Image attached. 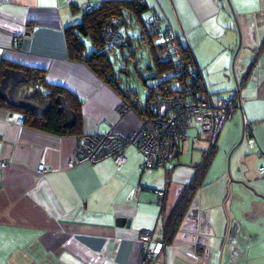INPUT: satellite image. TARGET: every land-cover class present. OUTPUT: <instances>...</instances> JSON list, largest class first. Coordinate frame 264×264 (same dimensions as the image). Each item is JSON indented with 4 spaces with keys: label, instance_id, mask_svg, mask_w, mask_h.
I'll use <instances>...</instances> for the list:
<instances>
[{
    "label": "crops",
    "instance_id": "0c3cea01",
    "mask_svg": "<svg viewBox=\"0 0 264 264\" xmlns=\"http://www.w3.org/2000/svg\"><path fill=\"white\" fill-rule=\"evenodd\" d=\"M99 1L0 0V70L4 62L41 70L76 93L83 134H129L146 103L137 94L131 107L130 97L68 55L65 27ZM146 2L148 17L161 14L192 47L211 98L239 88L242 108L225 122L201 176L196 166L210 147L204 130L192 138L187 131L167 168H145L134 145L121 166L106 158L70 167L79 136L18 124L19 114L0 105V264H142L143 233L165 242L187 194L172 241L150 264H264V0Z\"/></svg>",
    "mask_w": 264,
    "mask_h": 264
},
{
    "label": "trees",
    "instance_id": "16d2710c",
    "mask_svg": "<svg viewBox=\"0 0 264 264\" xmlns=\"http://www.w3.org/2000/svg\"><path fill=\"white\" fill-rule=\"evenodd\" d=\"M91 8L84 9L81 19L64 29L65 40L67 44L68 55L71 59L84 61L92 71L118 91L124 98L130 97L127 101L131 107L138 108L137 93L127 87L122 86V80L117 75L112 59L110 57L116 50L122 54L130 51V57L135 59L136 49L142 44L148 45L149 56L153 60V66H146L150 69L151 75L144 83L149 86V95L146 105L140 114L151 116L154 114L151 107L155 93L154 86L159 89L175 92L181 90V84L186 85V90L192 92V96L209 94L203 81L200 68L195 58L192 47L189 43L180 41L178 36L180 57H177L169 40V33L172 28L167 26L165 18L157 12H153L149 17L145 13L149 10L146 0H101L95 4H90ZM151 16L160 18L161 22L157 26L154 22L149 21ZM138 27L141 41L137 40L129 30ZM110 29L108 32L107 30ZM121 34L123 41L119 39H110L114 32ZM89 38L93 44V50L89 51L85 42ZM164 54V56H163ZM125 59V58H124ZM181 61L183 64H181ZM180 65H184L183 68ZM6 67L20 69L26 72L28 83L20 84L15 92L13 99H1L0 105L18 113L24 117V124L33 128L46 131L56 135H77L83 134V101L74 92L57 84L50 83L46 80L41 70L33 68H24L18 64L4 62L0 70V83L3 77V70ZM195 69L194 75L193 70ZM166 73L164 81H160L162 75ZM42 79L43 86L41 89L29 90V84ZM149 81V82H148ZM28 86L27 94H21L19 91L22 85ZM34 95L30 96V95ZM59 95L66 97L70 107L76 113V123L74 126H65L63 112L59 110L56 99ZM29 98L37 104L36 107L20 103L21 99ZM248 124V125H247ZM244 135L252 134L251 123H246ZM246 131V133H245ZM216 144L210 145L205 151L203 159L197 167V175H203L210 164ZM191 192V191H190ZM189 192V193H190ZM189 194H187L188 202ZM185 196L179 203L176 216L166 223L165 229V247L172 241L173 234L177 230L180 219L183 217L186 209Z\"/></svg>",
    "mask_w": 264,
    "mask_h": 264
},
{
    "label": "built area",
    "instance_id": "2783aa9c",
    "mask_svg": "<svg viewBox=\"0 0 264 264\" xmlns=\"http://www.w3.org/2000/svg\"><path fill=\"white\" fill-rule=\"evenodd\" d=\"M91 8V6L86 7ZM149 21L157 26L160 18L151 16ZM110 29L107 30V32ZM123 41L121 34L114 32L110 39ZM172 49L177 57H180L179 39L172 29L169 33ZM16 42L21 43L22 37H16ZM1 59V55H0ZM181 64L183 62L181 61ZM182 68L184 65H180ZM195 69L193 70V75ZM167 74L164 73L160 81H164ZM42 79L38 78L29 84V90L41 89ZM154 96L151 107L154 114L144 115L139 127L129 134L118 132L82 134L79 136L73 157L69 166L83 161L99 162L106 158H112L116 165L121 166L127 161L126 149L132 145L136 146L144 155V166L147 169L155 167L167 168V161L173 156L175 145L187 135L191 121L201 124L202 129L208 133L210 145L215 144L221 133L225 122L234 116V113L242 108V96L238 88L230 97L222 98L214 102L210 94H202L198 97L192 96L191 91L186 90V85L181 84V90L169 92L154 86ZM128 106L121 108L127 112ZM18 124H24V117L18 115ZM246 133V131H245ZM5 165V163H3ZM45 167L41 165L39 173H44ZM264 171V168H261ZM159 202L162 204L166 196V189L156 191ZM142 264H150L165 249L163 241H154L150 231L142 235Z\"/></svg>",
    "mask_w": 264,
    "mask_h": 264
},
{
    "label": "rangeland",
    "instance_id": "374dc122",
    "mask_svg": "<svg viewBox=\"0 0 264 264\" xmlns=\"http://www.w3.org/2000/svg\"><path fill=\"white\" fill-rule=\"evenodd\" d=\"M148 11L145 17H148ZM138 27L131 28L128 32L136 37L137 40L141 41L139 36ZM85 42L88 46V50H93V44L89 38H85ZM130 51H125L124 54L120 50H116L110 55L115 71L117 75L122 80V86L125 88L128 86L129 89L133 90L138 94L140 102L144 105L146 103L147 97L149 95V86L144 83V79H148L151 75V71L146 66H153V60L149 56L148 45L142 44L141 47L136 49V57H130ZM164 56V54H163ZM125 58V59H124ZM149 80V79H148ZM149 82V81H148ZM28 86L22 85L19 95L27 94ZM234 92H220L213 93V100H218L220 96H225V98L230 97ZM190 137H194L198 132L202 133L203 129L201 124L191 121L190 127L188 128ZM203 135V134H202ZM207 142L206 139H199ZM191 147V151H192Z\"/></svg>",
    "mask_w": 264,
    "mask_h": 264
},
{
    "label": "water",
    "instance_id": "95a60500",
    "mask_svg": "<svg viewBox=\"0 0 264 264\" xmlns=\"http://www.w3.org/2000/svg\"><path fill=\"white\" fill-rule=\"evenodd\" d=\"M28 83V79L26 77V72L20 69H14L10 67H6L3 71V77L0 83V98L3 99H13L15 96V92L17 87L20 84ZM33 96L34 95H30ZM57 104L59 105V110L63 112L64 118H65V126L71 127L74 126L76 123V113L75 111L70 107L67 99L63 95H59L56 99ZM21 104L33 106L36 107L37 104L34 103L29 98L27 99H21ZM130 219L125 218H119L117 221L118 225H123L125 222L129 224Z\"/></svg>",
    "mask_w": 264,
    "mask_h": 264
},
{
    "label": "bare ground",
    "instance_id": "6f19581e",
    "mask_svg": "<svg viewBox=\"0 0 264 264\" xmlns=\"http://www.w3.org/2000/svg\"><path fill=\"white\" fill-rule=\"evenodd\" d=\"M248 125V124H247ZM245 126H246V124H245ZM245 129V128H244Z\"/></svg>",
    "mask_w": 264,
    "mask_h": 264
}]
</instances>
